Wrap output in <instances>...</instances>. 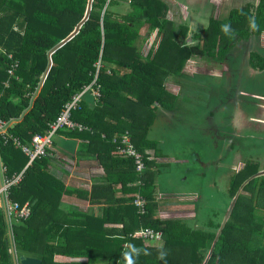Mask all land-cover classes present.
<instances>
[{
	"label": "trees",
	"instance_id": "16d2710c",
	"mask_svg": "<svg viewBox=\"0 0 264 264\" xmlns=\"http://www.w3.org/2000/svg\"><path fill=\"white\" fill-rule=\"evenodd\" d=\"M127 5L130 10L117 13ZM168 11L163 0H112L108 5L107 0H0V119L11 123L14 137L29 144L96 81L100 97L94 100L87 92L71 115L87 129L62 128L57 133L81 139L82 150L106 173L90 199L96 204L97 196L100 214L64 209L65 195L87 199L88 192L65 185L47 171L50 151L27 166L29 158L21 148L0 138L6 175L24 172L9 198L20 207L31 206L30 217L12 226L16 253L42 264H204L213 246L206 264H264V217L253 201L264 200V188L255 196L264 179L253 177L255 168L248 166L232 177V199L251 177L243 188L252 196H238L216 241L218 223L205 231L157 216L156 180L169 164L150 160L147 153L159 151V143L149 139L158 108L176 107L177 96L167 89V80L181 75L194 57L223 61L237 43L259 38L264 33V0L232 9L226 20L211 18L193 35L196 44L187 43L189 27L168 19ZM147 30H158L159 41L144 55L138 42ZM249 56L252 67L264 62L255 51ZM124 135L144 156L141 172L134 158L119 154ZM117 191L124 196L117 198ZM138 196L146 201L145 213L135 204ZM142 228L161 231L163 247L139 236ZM7 232L0 207V264H13Z\"/></svg>",
	"mask_w": 264,
	"mask_h": 264
},
{
	"label": "crops",
	"instance_id": "0c3cea01",
	"mask_svg": "<svg viewBox=\"0 0 264 264\" xmlns=\"http://www.w3.org/2000/svg\"><path fill=\"white\" fill-rule=\"evenodd\" d=\"M163 1H165L166 4L169 6V13L167 17L168 19H171V13L173 12V9L177 8L180 3L178 4V0ZM171 6L173 7V9ZM125 8H128V5L127 7L117 9V13H126L127 11ZM128 10H130V8H128ZM254 38L256 45L254 50L252 51H255L260 54L264 60V54L261 53V50L262 52L264 51V33L259 36V38ZM153 46L154 42L153 44H151L150 49ZM149 51L146 52L144 55H147ZM249 55L243 58L242 61L236 59L238 60L236 62L237 66L240 67L228 68L225 71L227 78L235 82V87L233 88L232 92H234V90H237L234 92L235 100H232L230 103L228 102V104H232L235 108V113L233 115H230V119L228 120V122H232L231 126L233 124L234 127H236L235 123L238 124V132L232 133L229 131L226 134L224 132L225 136L222 137L220 134L221 130L217 126L213 127L216 132L213 128L212 130L209 128L212 137L217 140L215 142V146L223 144L222 147L224 151H220L218 154L216 153L217 155L212 156L210 161L207 160L206 163H203V166L206 167V172L203 171V174L201 175L207 178V171L212 170L210 177L214 176V178L211 179L212 181L208 182L209 188L208 192L206 193V198L202 193V188H199V191L197 189L193 190L189 188V173L193 171L192 168H185V170L180 173L181 166H177L178 169L175 168V171L170 170L167 182H163L162 180H160V178L163 177V174H166V172L164 173L162 169L159 172L156 180V199L159 203L157 216L163 220H180L190 228L203 229L205 231H210V223H218L220 224V228L219 230H217L216 241L219 235L221 234L223 227L226 225V223L231 217V213L235 206L238 196H252V192L244 191L243 187L250 180H252L253 177L264 179V68L260 66L264 65V62L261 61L262 63L258 64L257 61L255 63L256 67H252L250 65ZM190 61L191 60L187 62L186 67L183 71L187 70L188 64L191 63ZM250 78H253L254 80L253 91L250 88H247L246 85H243V83L247 82V84H249ZM166 87L167 89H169V91L170 87L173 89H171L170 92L177 96L178 101V96L182 91L181 86L176 81L171 80L169 78L166 82ZM250 97L253 98L254 101L248 102L247 98ZM95 98L96 97H94V100H97ZM248 103L249 106H252L250 108H253V110L249 108ZM175 112L176 109L171 111L163 107H159L157 110V115H159L160 113H164V115L167 116L173 115L172 113ZM212 116L213 113L210 114L211 118ZM149 139L157 141L159 144H166L164 138L152 139L150 133ZM81 144L82 141L79 138L71 137L63 132L57 133L53 138V144L49 150L50 157L48 158H50V163L47 166V171L56 178L62 180L65 185L71 186L72 188H77L84 193L88 192L87 199L83 197L65 195L62 199V207L64 209L73 208L80 213H87L91 211L92 213L100 214L102 212V205L97 204V196L95 198L96 204H92L90 202V199L93 187L100 186L101 182H103L104 177L106 176V173L97 160L93 159L87 153V151L84 152V150H82ZM253 151L255 152L252 153ZM224 152L227 153V158L224 157ZM147 153L151 156L150 160H155L159 164H170V161H176L182 164L184 160L182 159V157L177 158L175 153L174 155H170V153L167 152L166 149L162 150L159 148L158 152H155L154 150H148ZM195 158L196 155L194 156V160L197 161V158ZM0 163L3 164L1 159ZM248 166H250L251 168H255V170H257L256 174H254L253 177L243 183L236 196L232 199L229 193L231 179L234 175L242 173V171H244V169ZM221 177H226V179L228 180V186L226 188V191L222 189V186H220ZM260 188H264V185H258L255 196L259 195ZM119 189L120 187L117 188V190ZM214 189H216L217 191L216 195V191L214 192ZM223 192H226L227 199H230L227 202L222 199H225V197L223 196ZM116 195L117 198L124 196L123 192L120 191H117ZM170 196H172V203L170 200ZM178 196L181 197V200H183L181 201V203L183 202V204L175 202ZM256 198L254 197L253 200L255 207L258 209V214L264 217V200L257 201ZM164 201H166L167 203L164 204ZM210 205L214 206V209L211 213V215L213 216L212 219L211 217H209L208 219V215L205 214L207 213V211L203 213L202 209L199 210L201 206L206 208L207 206L210 207ZM220 206H224V210L221 209ZM4 213L6 215V222L8 226L7 237L9 239L10 244L9 253L12 257L13 264H16L14 254L17 258L23 256L15 252L12 226L18 224V222H21V220L17 219L16 217L9 218L5 210ZM201 214L206 215L208 222H202V217L200 216ZM151 243H153L154 246L163 247L164 240L162 239L159 242ZM213 250L214 249L212 246L207 255L206 260L204 261V264L208 262Z\"/></svg>",
	"mask_w": 264,
	"mask_h": 264
},
{
	"label": "rangeland",
	"instance_id": "374dc122",
	"mask_svg": "<svg viewBox=\"0 0 264 264\" xmlns=\"http://www.w3.org/2000/svg\"><path fill=\"white\" fill-rule=\"evenodd\" d=\"M258 2L259 0H178V4H180L177 8L173 9L171 6L173 12L171 13L172 20H170L177 25H187L189 27L187 43L196 44L197 41L192 40L193 35L207 27L211 18L226 20L232 9L240 8L247 3L257 4ZM125 9L128 11V8ZM157 31L154 30L149 33L147 30L141 35L142 37L138 44L143 54L150 50L153 42L154 45L158 43L159 36ZM254 39L252 37L249 41L237 43L234 49L225 56L223 61L209 57H194L191 59V63L188 64L186 71H183L181 75L170 77L182 89L176 103V112L172 113L173 115L167 116L164 113L157 115L150 134L152 139H165L166 144L163 145V143H160V149H166L170 155H174L175 153L177 158L182 157L184 160L182 164L176 161H170L169 166L164 167L163 172H166V174H163V177L160 178L163 182L168 181L167 178L170 170L175 171L178 169L177 166H181L180 173L185 168H192L193 171L189 173V188L193 190L197 189L198 191L199 188H202V193L206 198V193L209 188L208 182L212 181L211 179L214 176L210 177L212 170L207 171V178L201 175L203 171L206 172V167L203 166V163H206L207 160L210 161L211 157L216 156L220 151H224L223 144L215 146L217 140L212 137L209 128L212 130L213 127L217 126L221 130L220 134L222 137L225 136L224 132L225 134L229 131L232 133L238 132V124L235 123L236 127H234L233 124L231 126L232 122H228L230 115L235 113L234 106L228 104V102L230 103L232 100H235L234 92L237 90L232 92L235 87V82L227 78L225 71L228 68L240 67L237 66L236 62L238 60L242 61L243 58L247 57L254 50L256 45ZM261 53L264 54V51L262 52L261 50ZM249 82V84L247 82L243 83V85H246L247 88L253 91V78H250ZM171 89L170 87V91ZM247 100L248 102L254 101L251 97L247 98ZM250 109L253 110V108ZM211 113H213L212 118L210 117ZM195 155L197 161L194 160ZM224 157L227 158V153L225 152ZM223 178L221 177L220 179V186L226 191L228 180L226 177L224 180ZM215 191L216 189H214ZM216 194L217 191L215 192ZM223 194L225 199H222L225 202L230 200L227 199L226 192H223ZM170 197L172 203V196ZM181 201L183 200L179 196L175 200L177 203H181ZM163 203L166 204L167 202L164 201ZM220 207L224 210V206ZM201 209L203 213L207 211L205 214L208 215V219L209 217L212 219L213 216L211 213L214 209L213 205H210V207L207 206L206 208L201 206L199 210ZM205 214L200 215L203 223L208 222Z\"/></svg>",
	"mask_w": 264,
	"mask_h": 264
},
{
	"label": "built area",
	"instance_id": "2783aa9c",
	"mask_svg": "<svg viewBox=\"0 0 264 264\" xmlns=\"http://www.w3.org/2000/svg\"><path fill=\"white\" fill-rule=\"evenodd\" d=\"M111 1L112 0H107V5ZM89 91L94 97H100V88L96 85V81H94L90 86L85 87L82 92L80 91V93L76 94L72 100L65 105L56 121L49 124V129L44 135H35L29 144L22 143L17 137H14L9 132L11 123L5 122L2 119H0V138H2L5 144L12 142L20 147L23 153L29 158L27 166L31 165L36 159L48 156V152L53 144V138L60 129L67 128L79 131L87 129L82 124L74 122L71 119V115L72 111L77 109L82 102L84 95ZM122 142L125 147L119 148V154L124 157L134 158L137 170L140 172L143 171L145 169L144 156L134 149L128 135L122 137ZM6 172L7 168L0 163V207L6 211L9 218L13 216L20 220H27L31 215V206L27 203L23 207H20L18 203L11 202L9 198L11 188L22 181L24 172L16 174L11 178L6 175ZM135 204L140 209V213H145L146 201L141 196H138ZM137 234L147 242L155 243L163 239V233L152 228H142Z\"/></svg>",
	"mask_w": 264,
	"mask_h": 264
},
{
	"label": "water",
	"instance_id": "95a60500",
	"mask_svg": "<svg viewBox=\"0 0 264 264\" xmlns=\"http://www.w3.org/2000/svg\"><path fill=\"white\" fill-rule=\"evenodd\" d=\"M89 7H90V6H89ZM89 9H90V8H89ZM88 13H89V12H88ZM87 16H88V14H87ZM87 16L85 17L84 21L87 19ZM78 30H79V27H77V28L75 29V31H74V32H73L68 38H66V39L63 40L60 44H58V45L55 47V49H56L57 47L61 46L62 44H64L65 42H67L71 37H73V35H75V34L78 32ZM50 66H51V62L49 63V66H48V68H47V70H46V72H45V74H44V77L46 76V74H47V72H48ZM14 259H15L16 264H42V261H41L40 259H38V258H34V257H25V256H23V257L17 258L16 255L14 254Z\"/></svg>",
	"mask_w": 264,
	"mask_h": 264
}]
</instances>
